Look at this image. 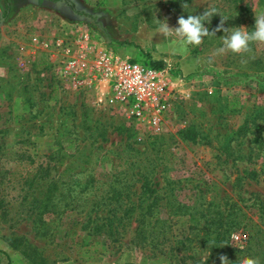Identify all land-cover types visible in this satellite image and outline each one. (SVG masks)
Wrapping results in <instances>:
<instances>
[{"label": "rangeland", "instance_id": "rangeland-1", "mask_svg": "<svg viewBox=\"0 0 264 264\" xmlns=\"http://www.w3.org/2000/svg\"><path fill=\"white\" fill-rule=\"evenodd\" d=\"M234 1L0 0V264H215L191 215L170 212L206 207L240 209L228 252L264 264V45L246 66L230 52L209 63L223 31L186 55L155 35L157 20L178 27L211 6L252 30L264 0ZM104 54L169 62L159 125L113 97L94 70ZM149 207L168 212L164 227L143 219Z\"/></svg>", "mask_w": 264, "mask_h": 264}, {"label": "built area", "instance_id": "built-area-1", "mask_svg": "<svg viewBox=\"0 0 264 264\" xmlns=\"http://www.w3.org/2000/svg\"><path fill=\"white\" fill-rule=\"evenodd\" d=\"M83 60L69 58L68 68H73V71L85 70L87 63ZM170 68L169 65L155 67L150 63L107 54L99 56L94 64V70L101 79L109 83L113 97L125 105L131 114L146 116L153 125L160 124L170 106L172 92L166 77Z\"/></svg>", "mask_w": 264, "mask_h": 264}, {"label": "clouds", "instance_id": "clouds-1", "mask_svg": "<svg viewBox=\"0 0 264 264\" xmlns=\"http://www.w3.org/2000/svg\"><path fill=\"white\" fill-rule=\"evenodd\" d=\"M182 8H187L189 5L183 3ZM255 13V25L252 30H248L244 26L240 27H225V21L229 18L220 14L215 6L207 7L201 15H188L187 18L180 16L177 20L178 27H170L167 19L157 20L158 26L155 30V35L159 34L173 55H186L191 47L200 46L204 42V38L216 37V33L223 31L224 35L220 37L222 46L217 48L213 55L209 57L208 62L212 63L217 55L232 53L241 56V65L246 66L248 59H254L252 56L253 44L264 45V12ZM219 14L221 20L219 25L209 31L205 27V22L211 23V18ZM169 49L161 47L157 44L158 52H167ZM244 57H248L245 59ZM221 264H232L226 255H220ZM207 258H204L206 264ZM238 264H260L259 258L243 257L239 258ZM237 264V262H236Z\"/></svg>", "mask_w": 264, "mask_h": 264}, {"label": "trees", "instance_id": "trees-1", "mask_svg": "<svg viewBox=\"0 0 264 264\" xmlns=\"http://www.w3.org/2000/svg\"><path fill=\"white\" fill-rule=\"evenodd\" d=\"M236 1V0H235ZM234 1V2H235ZM8 7L10 6V2L9 0H6ZM150 64L155 66V67H161L163 65V61L162 60H152L150 58ZM244 125L240 124L239 127L235 130V132L239 131V129L243 127ZM246 131H250L249 128H247ZM188 138L191 139H195L196 134L194 132H188L187 134ZM260 139V138H259ZM261 140V139H260ZM262 143H264V140H261ZM231 148H233L231 146ZM226 150L228 151V149L226 148ZM49 164L47 162L46 167H44L46 170L48 169ZM245 173H247L246 176L250 177L251 179H258L260 172L256 169H252L250 171H246ZM35 176L32 177L30 180L34 181ZM25 186V183H24ZM38 186H45V184H42L41 182L39 183ZM206 195V194H203ZM257 200L254 201V204ZM235 203H233L234 205ZM261 206L263 207V205L261 204ZM131 210L129 209H125L124 210V215H126V213L130 212ZM188 210H182V208H179L177 210H171L170 212L175 214H185V213H189V215H191V220L193 221L194 227L197 229L198 232L202 233V237H204V239L206 241H208L211 245V248H215L217 249L218 253L216 254V259H215V264H221L220 260H219V256L220 255H226L228 257V259L232 262V264H238V259L239 258H243L245 257L244 255H242V257L237 256L234 257L233 254L228 252V248H232L227 246L229 239L233 237V234L236 230H238L239 228H241V225L243 223L242 217L244 214L243 212L240 213V209H238V211L236 212L235 216L232 218L231 214L232 212L228 211L226 212L225 209L223 210H216V209H212L210 210L208 207L204 208L203 210L200 211L199 214H193L192 212H187ZM162 213H168L167 211H155L153 210V208L149 207L146 211L142 212V217L143 219H146V217L149 215L151 216V214L153 215L152 218H155L156 220L153 222V227L155 228L156 225H158L160 222L162 223V226L164 227V224L166 222V218H162L161 214ZM191 213V214H190ZM117 217V216H116ZM123 215L118 216V218L122 219ZM202 218H204V220H202ZM143 222V220H142ZM158 222V223H157ZM147 224H151L149 221ZM246 223L244 222V229H246ZM141 229L143 230V228L141 227ZM252 234L250 233V236L247 239V243L250 242V240L252 239ZM232 242L234 241V239L232 238L231 240ZM237 251L239 252L240 250L237 249ZM255 256V255H253ZM255 258H259L260 263L262 261V258L257 256ZM209 261H206V264H208ZM9 264H14L13 261L10 260Z\"/></svg>", "mask_w": 264, "mask_h": 264}, {"label": "crops", "instance_id": "crops-1", "mask_svg": "<svg viewBox=\"0 0 264 264\" xmlns=\"http://www.w3.org/2000/svg\"><path fill=\"white\" fill-rule=\"evenodd\" d=\"M163 61V65L161 67H167L169 62H167V60H162ZM183 62V61H182Z\"/></svg>", "mask_w": 264, "mask_h": 264}]
</instances>
